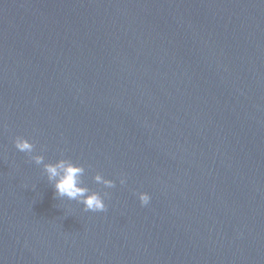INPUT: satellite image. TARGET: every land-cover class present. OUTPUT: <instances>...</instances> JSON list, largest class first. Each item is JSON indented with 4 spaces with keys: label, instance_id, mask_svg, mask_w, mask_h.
<instances>
[{
    "label": "water",
    "instance_id": "1",
    "mask_svg": "<svg viewBox=\"0 0 264 264\" xmlns=\"http://www.w3.org/2000/svg\"><path fill=\"white\" fill-rule=\"evenodd\" d=\"M0 264H264V0H0Z\"/></svg>",
    "mask_w": 264,
    "mask_h": 264
},
{
    "label": "clouds",
    "instance_id": "2",
    "mask_svg": "<svg viewBox=\"0 0 264 264\" xmlns=\"http://www.w3.org/2000/svg\"><path fill=\"white\" fill-rule=\"evenodd\" d=\"M14 146L19 152L33 153L34 144L23 137H16ZM33 160L38 165H43V171L47 175L48 181L52 184L55 196L58 199H66L68 201H77L83 205V210L86 212H105V199L108 193L101 195L99 192L90 191L83 186L82 177L85 173V168L82 165L73 163L68 159H59L55 163H44L43 156H33ZM97 184L103 185L104 188H114L115 182L113 180L105 179L103 176L97 174L93 177ZM120 184L126 183V178H120ZM138 199L142 207L149 205L151 197L147 193H139Z\"/></svg>",
    "mask_w": 264,
    "mask_h": 264
}]
</instances>
